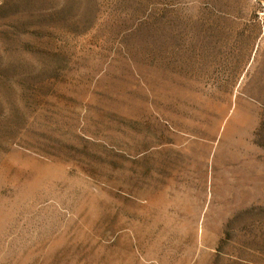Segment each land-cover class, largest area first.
Listing matches in <instances>:
<instances>
[{
    "label": "crops",
    "instance_id": "obj_1",
    "mask_svg": "<svg viewBox=\"0 0 264 264\" xmlns=\"http://www.w3.org/2000/svg\"><path fill=\"white\" fill-rule=\"evenodd\" d=\"M196 22L120 62L117 99L83 101L51 195L0 212V264H262L264 43Z\"/></svg>",
    "mask_w": 264,
    "mask_h": 264
},
{
    "label": "rangeland",
    "instance_id": "obj_2",
    "mask_svg": "<svg viewBox=\"0 0 264 264\" xmlns=\"http://www.w3.org/2000/svg\"><path fill=\"white\" fill-rule=\"evenodd\" d=\"M209 18L247 31L261 53L264 0H0V212L51 195L46 159L76 141L84 100L117 99L120 62L180 50ZM255 230L264 264V219Z\"/></svg>",
    "mask_w": 264,
    "mask_h": 264
}]
</instances>
